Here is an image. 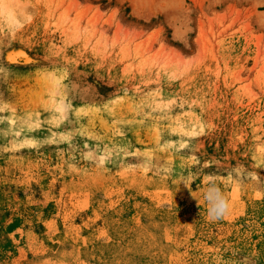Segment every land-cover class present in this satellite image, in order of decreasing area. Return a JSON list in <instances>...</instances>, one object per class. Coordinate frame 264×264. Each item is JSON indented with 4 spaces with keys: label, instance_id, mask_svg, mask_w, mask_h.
<instances>
[{
    "label": "rangeland",
    "instance_id": "obj_1",
    "mask_svg": "<svg viewBox=\"0 0 264 264\" xmlns=\"http://www.w3.org/2000/svg\"><path fill=\"white\" fill-rule=\"evenodd\" d=\"M0 264H264V0H0Z\"/></svg>",
    "mask_w": 264,
    "mask_h": 264
}]
</instances>
